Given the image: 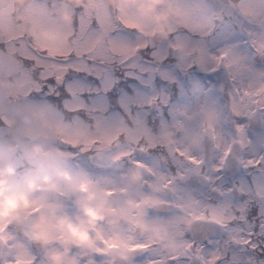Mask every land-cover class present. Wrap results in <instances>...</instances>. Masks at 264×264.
I'll return each instance as SVG.
<instances>
[{
	"label": "clouds",
	"instance_id": "clouds-1",
	"mask_svg": "<svg viewBox=\"0 0 264 264\" xmlns=\"http://www.w3.org/2000/svg\"><path fill=\"white\" fill-rule=\"evenodd\" d=\"M0 264H264V0H0Z\"/></svg>",
	"mask_w": 264,
	"mask_h": 264
}]
</instances>
